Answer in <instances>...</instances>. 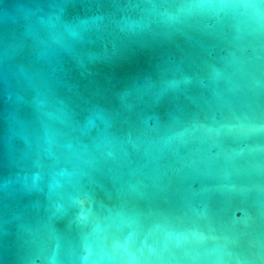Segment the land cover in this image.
Wrapping results in <instances>:
<instances>
[{
	"label": "water",
	"instance_id": "obj_1",
	"mask_svg": "<svg viewBox=\"0 0 264 264\" xmlns=\"http://www.w3.org/2000/svg\"><path fill=\"white\" fill-rule=\"evenodd\" d=\"M0 264H264V3L0 0Z\"/></svg>",
	"mask_w": 264,
	"mask_h": 264
},
{
	"label": "clouds",
	"instance_id": "obj_2",
	"mask_svg": "<svg viewBox=\"0 0 264 264\" xmlns=\"http://www.w3.org/2000/svg\"><path fill=\"white\" fill-rule=\"evenodd\" d=\"M261 3H264V0H261ZM245 7H251V8L256 9V14L257 15H260V9H259V6L258 5L248 4V5H245Z\"/></svg>",
	"mask_w": 264,
	"mask_h": 264
}]
</instances>
